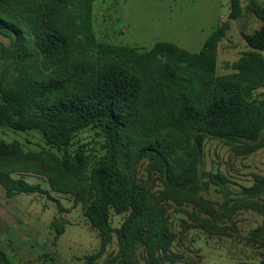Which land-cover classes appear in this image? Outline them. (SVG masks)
<instances>
[{
	"label": "trees",
	"instance_id": "trees-1",
	"mask_svg": "<svg viewBox=\"0 0 264 264\" xmlns=\"http://www.w3.org/2000/svg\"><path fill=\"white\" fill-rule=\"evenodd\" d=\"M11 1L23 6V12L12 16L0 11V34L11 37L15 46L11 66L0 74V127L38 130L47 144L59 148L89 126L99 125L106 134L109 159L95 171L98 196L88 212L107 239L83 264H95L113 232L121 253L140 239L150 264H166L154 252L155 245L175 263L178 255L170 252L175 234L169 228L148 227L130 242V221L155 224L153 207L140 190L138 165L152 160L162 168L168 186L195 191L203 177L207 138L228 140L246 153L264 148V91L256 93L264 88V4H249L261 22L259 29L243 33L251 50L232 64L233 72L217 75L219 42L230 20L243 14V0H229L228 20L198 52L171 41H156L146 51L99 41L95 0ZM125 154L130 159L128 172L121 164ZM31 155L18 142L0 141V160ZM82 160L78 155V163ZM207 175L223 184L221 176ZM255 177L246 188L248 195L264 193V176ZM0 184L7 196L40 189L4 171ZM111 211L130 213L124 227L112 228ZM53 225L58 237L63 229L57 222ZM0 264H14L2 249Z\"/></svg>",
	"mask_w": 264,
	"mask_h": 264
},
{
	"label": "rangeland",
	"instance_id": "rangeland-1",
	"mask_svg": "<svg viewBox=\"0 0 264 264\" xmlns=\"http://www.w3.org/2000/svg\"><path fill=\"white\" fill-rule=\"evenodd\" d=\"M243 0V14L230 20L217 50V75L233 72L232 64L251 49L243 33L259 29L261 22ZM264 4V0H257ZM26 5L25 10L29 9ZM0 11L23 12V6L0 0ZM230 12L229 0H95L93 19L99 41L135 46L146 51L156 41H171L198 52ZM28 36V35H27ZM13 39L0 34V74L11 66ZM264 56V50L260 51ZM260 88L256 93H262ZM0 141L18 142L31 156L0 160V171L40 186L32 193L7 196L0 184V249L14 264H83L101 251L107 239L93 224L89 206L98 196L95 171L108 162L106 134L101 126L76 133L67 147H55L38 130L0 127ZM78 155L83 160L78 163ZM68 160V163H64ZM129 154L122 156L128 172ZM65 164L67 166H65ZM76 166H79L77 168ZM203 177L195 191L176 189L164 181L162 168L145 159L138 165V183L153 207L155 224L135 219L126 228L130 242L148 227L169 228L175 239L170 252L175 263L154 252L166 264H264V193L248 195L255 176H264V148L246 153L228 140L209 137L204 144ZM221 176L213 183L207 174ZM129 212L111 211L114 229L124 227ZM53 222L63 231L56 237ZM146 232V231H145ZM120 252L113 232L95 264H150L140 239Z\"/></svg>",
	"mask_w": 264,
	"mask_h": 264
}]
</instances>
